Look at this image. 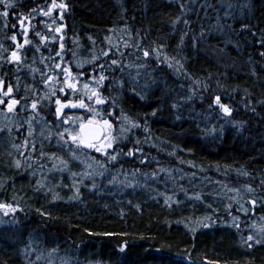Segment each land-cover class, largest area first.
<instances>
[{"label":"trees","instance_id":"1","mask_svg":"<svg viewBox=\"0 0 264 264\" xmlns=\"http://www.w3.org/2000/svg\"><path fill=\"white\" fill-rule=\"evenodd\" d=\"M56 2L68 5L63 20L58 19L59 9L50 16L42 14L52 0H15L9 17L0 16V81L5 85L9 82L12 96L20 101L13 122L5 126L1 136L7 154L0 152V204L12 208L0 210V264H57L59 258L66 264H160L146 257L159 255L155 249L165 243L171 245L167 254L176 264H264V246L248 249L246 243L248 235L264 236V104L260 103L264 101V60L259 58V33L255 38L247 32L239 35L245 20L253 25V32L264 30V0ZM245 4L253 5L251 12ZM19 13L25 17L29 43H25L17 20ZM61 25L63 31L56 33L55 28ZM184 33V44L177 47ZM61 35L63 62L55 55ZM41 36L47 39L41 41ZM15 45H19V61L10 57ZM117 48L123 56L116 54ZM143 49L150 50L148 58L143 57ZM152 49L160 50L161 61L165 55L174 66L180 60L184 70L177 72L168 68L167 62L158 63ZM102 50L109 51V57H103ZM93 57L100 58L97 64L117 59L123 67V71L109 69L105 73L109 80L100 90L108 96L109 84L115 85L111 95L118 96L117 111L123 108L132 119H144L145 113L159 108L156 117H146L149 133L133 130L142 141L138 147L143 148L148 163L140 164L134 157L110 166L117 181L108 184L109 177L96 178L99 190L92 189L91 179L80 175L84 167L56 145V129L48 122L54 120L57 97L43 99L49 87H59L55 80L47 87L44 83L45 75H55L54 63L69 66L74 75L83 73L78 89L84 82L91 86ZM77 62L82 67H77ZM132 86L144 91L146 99L133 96ZM216 95L233 110L231 117H224L214 104ZM33 100L39 101L37 117L41 116L40 121L52 131L51 140L29 135L27 121L34 118ZM172 104L177 107L172 108ZM82 111L65 109L69 114ZM124 145L125 150L132 147L127 141ZM41 150L47 155L41 156ZM51 153L69 160V169L58 171L63 165L50 158ZM92 155L103 159L98 153ZM12 159L20 161L19 168L11 165ZM137 168L140 171L133 176L132 170ZM160 168L166 171L160 172ZM71 172L77 175L73 177ZM153 172L155 180L151 179ZM144 174H148L147 180ZM30 175L34 182L31 188L22 179ZM43 180L46 183H41ZM49 180L53 188L45 193L51 186ZM126 180L139 181L141 186L135 191L124 188ZM249 186L253 191H248ZM77 188L79 198L69 199ZM184 191L191 197L200 194L201 200L188 199ZM161 192H175L173 199L182 203L168 209ZM54 194L59 198L53 199ZM251 200H256L254 206ZM241 204L247 213L240 209ZM213 210L219 220L212 228L191 233L175 223L183 218L194 226ZM41 212L50 215L42 216ZM235 224H239L238 229ZM125 245L126 251L121 253ZM35 252L42 261H35Z\"/></svg>","mask_w":264,"mask_h":264},{"label":"snow or ice","instance_id":"2","mask_svg":"<svg viewBox=\"0 0 264 264\" xmlns=\"http://www.w3.org/2000/svg\"><path fill=\"white\" fill-rule=\"evenodd\" d=\"M16 7L15 0H0V16L7 18L9 17V10ZM68 7L67 4L60 2L59 4L56 2V0H52L51 6L47 9V11L41 10L43 15L50 16L52 11L54 9H59L60 13L58 16L59 20L64 19L63 12ZM231 7V5H229ZM244 7H246L250 12L253 8L252 4H245ZM181 8H183V5H181ZM33 12L36 11V9H32ZM18 23L20 24L23 35L25 36V43H29L27 40V31L28 29L24 27L25 23V17L23 16V13H19L17 17ZM53 24H56V18H53L52 20ZM185 24L188 23L187 20L184 21ZM4 26L7 27V20H5ZM63 25L58 26L55 28L56 33H61L63 31ZM222 27V26H217ZM228 28H232L231 25H227ZM253 25L247 20H245L240 29L239 35H243V33L247 32L248 35L253 36L254 38L257 36V33H259V58L261 60H264V30L257 29L256 32H253L252 29ZM13 28H15V24L13 25ZM234 31V29H233ZM37 36H40V33H36ZM147 35V34H145ZM187 35V33H184L180 37L179 44L177 47H180L184 44V37ZM203 36V33H201ZM12 41H16V35H13L11 37ZM47 39V37L41 36V41ZM55 40L56 38L53 37ZM59 40L61 41L59 48L60 50L56 52V56L60 57L61 62H63L64 57L62 53L64 52V36H59ZM195 41V38H194ZM93 43H95L93 41ZM239 43V41H237ZM127 47V45H125ZM19 47V45H18ZM137 48H139V44L136 45ZM193 47H195V42L193 44ZM37 51H39V48H37ZM51 52L52 50L49 49ZM143 57L148 58L150 55L149 49H143ZM152 52L155 53V58L158 63L160 62H167V67L170 69H174L177 72H181L184 70V65L180 62V60H176L175 66L170 61L169 57L165 55L163 57V61L160 60L161 52L159 49H152ZM116 54L123 56L124 53L119 52V49L117 48ZM75 52H73V56L75 57ZM101 55L103 57H109V51H103L101 52ZM12 60L19 61L20 57L17 56L16 52L11 53ZM100 59L99 57H93V60L90 61V63H93L92 68V75L90 76L91 80V86L88 82H84L82 84V87L78 89L77 85L81 83V77L83 76V73H77L73 74L71 68L69 66H61V63H54L52 66V71L55 73V75H45L44 77V83L45 86H48L49 81H56V84L59 85V87H56L55 85L49 87L48 91L49 94H46L43 99L50 100L52 96H56L55 99V111H54V120L48 122L50 125H52L55 129V136H56V145L66 151L68 153V156L70 157L71 161H79L80 164L84 166V171L80 173V175L83 178L91 179L92 189L99 190L100 185L96 183V178H106L109 177L107 182L108 184H115L117 181V177L115 175H111V168L110 166H116L120 165L121 161L129 160L131 158L136 157L139 160L140 164H146L148 163L147 155L144 153V150L142 147H138L142 144V141L138 138L136 133L133 131L140 130L143 133L147 134L150 132V128L148 125V121L146 117L148 115L152 117L157 116V111H159V108H157V111H151L149 113H145L144 119H132L129 117L123 108L118 109V96H112L111 95V89L115 86L113 84H109L108 91L109 95L105 96L101 89L105 88L104 82L109 80V77L105 74L106 72L111 69L112 71H115L116 68H119L121 71H123V67L120 64V61L114 58H110L109 60H101L98 64L95 63L96 60ZM172 59H175L173 57ZM71 63V62H69ZM77 67H82V64L77 62ZM115 66V68H113ZM145 66L146 65H142ZM45 67H48L45 65ZM35 71V69H33ZM185 76H188V73L186 71L183 72ZM255 75V73H253ZM3 81H0V86H2ZM120 88L123 87L122 84H118ZM206 87V86H205ZM13 89L11 86L7 88L6 92H3L4 97H11ZM57 92H59L61 95L57 96ZM131 92L133 96L138 97L140 100L146 99V93L142 90L138 91L135 86H132ZM191 97H189L190 99ZM87 101V102H86ZM38 100H33L31 103V109L34 114H36L37 110V104ZM20 101L15 99L14 97H11L7 101L3 98H0V105H5L7 107V111L9 113L13 112L14 107L19 104ZM261 104H264V101L260 102ZM214 104L219 107L220 111L223 113L224 117H231L232 115V109L225 103L221 102V97L219 95H216L214 98ZM107 105V107H97V106H104ZM28 105H24V108L27 109ZM176 104H172V108H176ZM65 109L73 110V109H80L83 110L80 114H69L65 112ZM255 111V109H252ZM177 120L181 119V116L177 114L176 116ZM231 122V121H228ZM3 128H0V131H3ZM11 131V129H9ZM214 131V130H213ZM29 135H31V124H29ZM52 138V133L49 132V136L46 137V139ZM148 136L145 135L144 142H147ZM127 141L129 144H132V147L127 148L125 150L124 142ZM25 145H27V141H25ZM33 149L35 148V144L32 145ZM155 147V145H153ZM189 151H192V149H189ZM92 153H98L100 157H103V159H99L96 155H92ZM173 153H169V155H172ZM47 155L43 150H41V156ZM50 158L59 159L60 164L63 165L61 168H57L58 171L63 172L67 169H69V160L64 159L63 157H56L55 153L50 154ZM154 159V158H153ZM16 167H20V161L17 160ZM157 163H159L157 161ZM41 167H43V164H41ZM53 167H56V165H53ZM122 167V165H121ZM119 171V169H118ZM140 171V169L132 170V175L136 176V174ZM160 172H165L166 169L160 168ZM203 171V169H201ZM247 174V173H245ZM71 175L75 177L77 175L76 172H71ZM125 175H127V170L125 171ZM145 175V180L148 179V174ZM171 174L169 173V176ZM193 175H195L193 173ZM156 173L153 172L151 174V179L155 180ZM183 179V177H181ZM40 187H43V184H40V182H37ZM264 183V181H262ZM124 188H132L133 191L140 185L139 181L136 183H133L131 181H124L123 182ZM183 191V188H181ZM248 191H253V189L249 186ZM161 196H163V205L166 206L168 209H173V205H176L179 207V205L182 203V201L173 199V196H175V192H173L172 195H167L164 192L160 193ZM185 197L188 199H195V200H201L200 194H196L195 197L188 196V193L184 191ZM58 195L54 194L53 199H58ZM73 198H79V189L77 188L75 191L74 197H69V199ZM153 199H156V197H153ZM159 202V201H158ZM253 206L256 204V200L249 201ZM129 204H132V201H129ZM137 209V211H141L140 204L134 205ZM209 208H211V204L208 205ZM12 208L11 205L8 204H0V210L9 209ZM240 209L244 210L246 213L248 209H244L243 204L240 205ZM8 213L5 212V215ZM42 216L44 215H50V213L41 212ZM215 217V218H214ZM237 217H233V220L235 221ZM219 220V217L216 215L215 210H213V213L211 215H205L202 219H198L194 222V226H190L189 223L185 222V219H179L176 220V224H183L184 228H186L189 232L195 233L198 228L202 229H209L217 225V221ZM166 223H168L166 221ZM237 229L239 228V224L234 225ZM169 227H171V224H169ZM264 231V229H262ZM91 234V233H90ZM96 235H101L100 233H96ZM104 235H108L107 233H104ZM143 238V237H142ZM246 243L248 249L253 248L254 245H261L264 246V236H260L259 238L254 237L253 235H248L246 238ZM127 245L120 248V252L124 253L126 251ZM171 248V245L168 243L161 244L159 247L155 249L159 255L156 256H150L146 258H151L155 261L160 262V264H176V261L172 259L171 256L167 254V250ZM185 256L190 259V254L187 253V250H185ZM39 259V257H37Z\"/></svg>","mask_w":264,"mask_h":264},{"label":"rangeland","instance_id":"3","mask_svg":"<svg viewBox=\"0 0 264 264\" xmlns=\"http://www.w3.org/2000/svg\"><path fill=\"white\" fill-rule=\"evenodd\" d=\"M18 55V54H17ZM7 91V90H6ZM11 97H14V95L12 96V94H11ZM11 97H4L3 95H0V98H3V99H5L6 101L8 100V99H10ZM19 107V104H17L15 107H14V110H13V112H11V113H9L8 111H7V107H6V104L5 105H0V112H4V114L5 115H8V114H10V115H14L15 113H16V108H18ZM37 112V111H36ZM32 113H33V111H32ZM39 113V112H38ZM39 114H41V113H39ZM42 115V114H41ZM41 116H39V117H37V113L36 114H34V118L33 119H30L29 121H27V123H28V130H29V124H31V133H35V135L37 136H40V137H42L43 139H45V140H50V139H46V137H48L49 136V132H51L52 133V131H50L49 130V128L44 124V123H42L41 121ZM52 138H54V135L52 134ZM51 138V139H52ZM6 143V141H4L3 139H1V135H0V146H4V144ZM17 160H15V159H12V161L10 162L11 163V165H15ZM78 163H79V165H81L82 167H84L82 164H80V162L78 161ZM56 165V164H55ZM55 168V167H54ZM41 183H46V181L45 180H43ZM48 184L49 185H51L49 188H47L46 190H45V193H47L49 190H52V188H53V184H50V180H49V182H48ZM48 185V186H49ZM35 254H36V259H35V261H38V262H40V261H42V258L41 257H39V259H37V257H38V253L37 252H35ZM57 264H66V262L62 259V258H59L58 260H57Z\"/></svg>","mask_w":264,"mask_h":264},{"label":"flooded vegetation","instance_id":"4","mask_svg":"<svg viewBox=\"0 0 264 264\" xmlns=\"http://www.w3.org/2000/svg\"><path fill=\"white\" fill-rule=\"evenodd\" d=\"M18 50H19L18 45H15V46H14V52H16V54L19 53ZM17 56L19 57V54H18ZM10 57H11V55H10ZM2 81H3V80H2ZM5 86H7V87H5ZM8 87H9V82L5 85V84H4V81H3L2 86H0V95H2L3 92H6V90H7ZM13 118H15L14 115H10V114L5 115L3 111L0 112V128L4 127L3 129H5V128H6L5 126H8V125H10V122H13V121H12ZM0 135H1V136L4 135V134L2 133V131H0Z\"/></svg>","mask_w":264,"mask_h":264},{"label":"bare ground","instance_id":"5","mask_svg":"<svg viewBox=\"0 0 264 264\" xmlns=\"http://www.w3.org/2000/svg\"><path fill=\"white\" fill-rule=\"evenodd\" d=\"M12 146L13 147H15V144H12ZM1 151H5V155L7 154V147H6V145L5 146H0V152ZM24 177V176H23ZM22 177V179L27 183V184H29V188H31V184H33L34 182L32 181V176L30 175V176H26V179L25 178H23ZM30 182V183H29ZM29 190H31V189H29ZM30 193H31V191H29ZM23 194H24V191H23ZM28 193L26 192L25 193V196L27 195ZM22 200L24 201L25 200V197H24V199L22 198Z\"/></svg>","mask_w":264,"mask_h":264}]
</instances>
